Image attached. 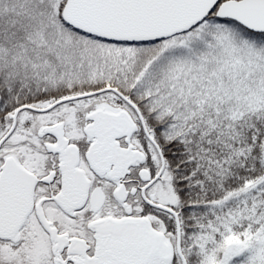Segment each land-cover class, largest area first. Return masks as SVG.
<instances>
[{
    "label": "snow or ice",
    "instance_id": "6c2138e0",
    "mask_svg": "<svg viewBox=\"0 0 264 264\" xmlns=\"http://www.w3.org/2000/svg\"><path fill=\"white\" fill-rule=\"evenodd\" d=\"M0 264H264V0H0Z\"/></svg>",
    "mask_w": 264,
    "mask_h": 264
}]
</instances>
